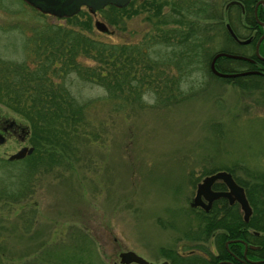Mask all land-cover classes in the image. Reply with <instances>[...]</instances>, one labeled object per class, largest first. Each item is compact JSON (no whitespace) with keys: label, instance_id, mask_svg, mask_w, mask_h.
<instances>
[{"label":"rangeland","instance_id":"obj_1","mask_svg":"<svg viewBox=\"0 0 264 264\" xmlns=\"http://www.w3.org/2000/svg\"><path fill=\"white\" fill-rule=\"evenodd\" d=\"M229 4L129 0L59 17L0 0V80L32 64L38 104L30 122L6 106L13 90L0 81V117L27 131L24 143L0 142V264H125L126 251L151 264H207L194 254L214 249L222 219L191 202L216 171L264 209V77L209 67L219 50L252 53L224 31L228 20L249 36L250 13L225 12ZM103 48L133 53L132 65L124 61L132 76L107 87ZM22 146L33 156L11 160ZM220 213L228 226L239 220Z\"/></svg>","mask_w":264,"mask_h":264},{"label":"flooded vegetation","instance_id":"obj_2","mask_svg":"<svg viewBox=\"0 0 264 264\" xmlns=\"http://www.w3.org/2000/svg\"><path fill=\"white\" fill-rule=\"evenodd\" d=\"M229 1L231 4L227 5L226 8L227 10L225 12H233V9H235L234 10L235 14L236 13L241 14L242 16L247 15L248 12L251 15V22H250L251 25L249 26L243 25L245 26V28L242 27L244 30L249 32L248 37H244L240 35L239 38L236 35L237 33L235 31L237 29L233 27L234 25L228 20L224 21V26H225L224 31L229 36L233 45L236 46L250 45L252 47V53L246 55L240 53L237 50L226 51L227 49L219 50L215 53L213 52L210 55L211 56L210 65H209L210 70L214 75L217 76L218 73L216 72L223 73V75H232L233 73H239V72L245 73L248 71H253L251 76L256 75V76L264 77V0H249L250 4H246L245 1L248 0H229ZM229 8L232 9L229 10ZM227 26H229L230 29ZM232 33H234L236 37L235 35H232ZM248 38L251 39L250 42L242 43L244 40ZM219 53H224L225 55H220L216 57V55ZM231 54L245 57V59H241V60L244 61L246 65L242 66V68H240L239 70L236 69L235 66L238 65L236 64L238 63L237 62L238 60H236V57L228 56ZM223 77L225 79L237 80L239 77H247V75L245 74V75L223 76ZM24 128H25L24 125L13 119L6 120L0 117V142H3L5 137L9 135H14L21 142L24 143L27 137V131ZM24 147L27 146H22V148ZM27 150H25L22 156L18 158H11V156L13 155H10V159L11 160L23 159L25 157L31 156L34 152L33 148L31 152H28ZM232 178L235 181V183L243 189L244 196L248 202V205L250 206V213L245 218L242 205L237 200L236 195L233 193H231L230 195L218 196L216 198H213L210 202L207 198L208 196L205 198L202 195L200 199L205 204V206L200 204L199 206H201L204 209L205 211L204 213H206V216L209 217L210 216L209 213L211 211H215V213H217L216 214L217 219H222V221L215 222L213 226L214 228L213 232L215 233V238H214L215 242L213 244L214 249L212 250L208 248L207 254L205 251H203V252H196V254L194 255H199V259L201 258L203 261L206 260L207 264H264V209L260 210L257 207H255L250 201L249 196L247 195V192L245 190V187L240 182H238L235 179V177L232 176ZM210 189L214 193L229 192V188L227 184L222 179L214 180L213 183L211 184ZM196 192L197 189L195 191V196H196ZM192 203L193 201L191 202V205L194 206ZM221 211H229L233 214H236L239 220L237 221V223H235L234 226H228L227 224L222 223L224 222L223 220L224 218L221 217L223 215V213H220ZM226 223L228 222L226 221ZM232 228H236L237 230L242 232L241 236L229 237V233L227 229H232ZM223 236L228 238H226L224 242V249L220 250L219 245L221 244L220 242L223 239ZM177 256L182 259L191 257V256L187 257L181 253H179ZM181 261H186V260H181ZM163 262L169 264L167 260H164L159 264H162Z\"/></svg>","mask_w":264,"mask_h":264},{"label":"trees","instance_id":"obj_3","mask_svg":"<svg viewBox=\"0 0 264 264\" xmlns=\"http://www.w3.org/2000/svg\"><path fill=\"white\" fill-rule=\"evenodd\" d=\"M246 16H247L246 17V19H247L248 13ZM248 20L249 19H247V21ZM104 49L107 50L106 52L111 51V50H109V48H103V50ZM123 52L124 51H122L121 53L119 52L116 55L115 54L112 55V51H111L109 54V57H108V54L106 55V53H103V52L99 54L100 56L98 58L103 60L102 64L100 65L99 68L102 69V72L105 71V73H106V74H103L102 72L100 73V71H98L99 77H102L104 79V81H105L104 83H106L108 85L107 87L110 86L109 85L110 81H112L113 79L125 80L127 77H130L129 75L132 76L128 67L126 68V63L124 61L129 59L128 64L132 65L134 55L131 52H129L130 53L129 55H128V53L125 52V54H124ZM127 55H128V57H126ZM108 65L113 66V68L110 71H109V69H107ZM115 65H117L118 68L117 67L115 68L114 67ZM31 67H32V64H28V62H25L24 65H22L18 68L16 73H13L11 70H8L7 71L8 73H6V75L3 76L0 81L5 85L8 84L9 90H13V94H10V95L5 94V97L2 98V99H7L9 101V103H7L6 106L11 108L13 111L19 113L20 115L24 116L25 118L29 119L30 122L32 121L34 123V117H33L34 116V109H37L38 104H36V99H37L36 94L37 93H35L36 90H35V86L33 83L34 78H35V74H36L35 73L36 69L35 68L32 69ZM97 73H96V75H98ZM93 75H95L94 72H93ZM94 77H92V78H94ZM97 77H96V80H97ZM0 91H1V88H0ZM1 97L2 96L0 94V99H1ZM43 105H44V108L47 107L45 102H43ZM32 156H33V154L29 157H32ZM29 160H30V158H29ZM227 230L229 233V237H240L242 234V232H240L236 228L227 229ZM226 238H228V237L223 236V239L220 242L221 244L219 245L220 250L224 249V242H225ZM180 259L184 260L182 258H180ZM88 261L84 262V260H80L78 262V260H77V263H75V264H88ZM49 262L50 263H48V264H62V263H64L63 260L61 261V263H56V262H58L56 260L49 261ZM42 263L45 264L44 261ZM25 264H28V262H26Z\"/></svg>","mask_w":264,"mask_h":264},{"label":"water","instance_id":"obj_4","mask_svg":"<svg viewBox=\"0 0 264 264\" xmlns=\"http://www.w3.org/2000/svg\"><path fill=\"white\" fill-rule=\"evenodd\" d=\"M26 1H28L31 5L40 9L43 12H49L60 17L64 15H71L79 11L80 6L82 5H86L93 11L94 9L98 7H103L107 4H115V5L123 6L126 5L129 0H26ZM97 25L100 29H104L103 24L97 22ZM220 55H225V54L219 53L216 55V57ZM228 56L239 57L236 55H228ZM241 58H245V57H241ZM25 150L31 152L32 148L24 147L20 149L17 153H15L13 156H11V158L21 157L23 152H25ZM216 179H222L227 184L229 188V192H222V193L212 192L210 187L213 181ZM207 193H209L210 195ZM231 193L235 194L237 200L241 203L246 218L250 213V206L248 205V202L244 196L243 189L240 186H238L231 177V175L225 171H218L210 176H205L202 182L199 183L198 185L196 196L193 199L192 204L193 205L200 204L205 206V204L200 199L202 195L205 198L208 196L207 198L210 202L213 198L222 195H230ZM120 257H121V262L125 264L131 262H135L138 264H151L148 261H146L143 257L134 253L133 251L122 252L120 254ZM162 264H166V262H163Z\"/></svg>","mask_w":264,"mask_h":264}]
</instances>
